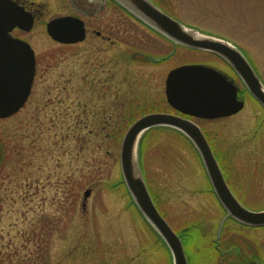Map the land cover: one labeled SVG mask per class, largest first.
Masks as SVG:
<instances>
[{"label":"rangeland","instance_id":"rangeland-1","mask_svg":"<svg viewBox=\"0 0 264 264\" xmlns=\"http://www.w3.org/2000/svg\"><path fill=\"white\" fill-rule=\"evenodd\" d=\"M152 1L184 25L241 49L264 82V0ZM122 25L124 43L133 41L134 47L155 53L170 50L144 23L125 13ZM19 35L42 46L49 40L37 28ZM126 44L122 126L106 130L77 127L74 140L67 138L66 126L52 133L47 126L40 128L30 120L41 98L43 83L39 80L33 107L0 121L5 152L0 164V264H172L163 240L132 204L121 175V139L130 122L150 109H144L148 102L156 108L167 103L164 79L170 68L202 64L225 73L227 67L210 51L172 42V58L161 79L155 75L152 87H138L136 93L128 90L129 85L133 80L138 83L136 78L145 71L130 65L133 47ZM234 79L245 91L241 96L245 108L232 117L196 122L236 197L252 210H263L264 109L244 83ZM146 89L153 93L139 95L146 94ZM111 105L108 102L109 109ZM115 111L107 114L115 118ZM75 113L80 120L81 111ZM148 141L143 151L144 177L147 182L149 177L162 215L171 220L179 235L187 226L203 229L198 237L207 250L215 247L216 237L223 242L226 230L234 225L217 208L201 172L204 167L191 145L169 128L152 130ZM87 190L92 193L85 199ZM241 226L235 228L252 239L247 241L249 247L264 254V227ZM207 255L208 251L199 257L198 264H209Z\"/></svg>","mask_w":264,"mask_h":264},{"label":"flooded vegetation","instance_id":"flooded-vegetation-1","mask_svg":"<svg viewBox=\"0 0 264 264\" xmlns=\"http://www.w3.org/2000/svg\"><path fill=\"white\" fill-rule=\"evenodd\" d=\"M11 1L32 17L33 26L31 30L16 26L10 32V35L21 39L29 45V52L27 50L26 53L34 55L35 59L34 78L30 94L22 108L14 115L24 110L28 111L33 107L30 105L35 91V83L39 80L43 83L41 98L37 104H35L36 111L34 115H31L30 120L31 122L37 123L40 128L47 126V131L52 133L53 131L56 132V129L60 126H62V128H65L66 126V128L69 129L67 138L74 140L77 134H75V130L73 132V129H76L77 127L84 129L93 127L106 130L109 127L118 128L122 126V113L124 110L123 47L126 44L123 40L122 18L124 13L133 19L136 18L130 15L131 13L128 10H125L122 5L115 0ZM109 4L112 8H108ZM166 12L171 15L168 11ZM63 17L70 18L72 21L77 22L78 25L82 24L84 32L83 40L66 43L55 40L49 34L48 24L57 18ZM136 20L139 21L138 19ZM145 26L148 30H151L152 34H156V36L162 39L165 46L170 47V50L164 53H155L147 49L140 50L137 47H134L133 41L127 42L126 45H131L130 47H133V50L129 55L131 60L130 65L138 66V68L142 67L145 71L143 73L144 76L136 78L138 83H135V80H133L129 85L128 90L136 93H139L137 89L138 87H140L139 90L144 86H146L147 89L152 87L155 75L158 79L162 77L164 67L170 64L172 58V41L153 30L150 26ZM34 28L45 32L48 36L49 40H45L43 43L44 46L19 35H27L32 32ZM2 53V50H0V57L2 56ZM213 56H216L223 61L228 72L224 71L227 73L226 75L230 80L235 81L234 77L241 80L240 76L228 63L216 54H213ZM171 70L172 69L170 68L165 75V88L166 80ZM130 73L131 72L128 71V74ZM147 89L144 90L146 94L139 95L146 96L153 93L152 89H149L148 91ZM243 91L244 90L240 88L239 94L242 97ZM109 96H115L116 99L112 101V99L108 98ZM108 102L111 103V107L116 110L115 118L112 114H107L109 110L114 111V109L108 108ZM133 102H135V100H133ZM162 106L163 107L156 108L155 103L148 102V105H146L144 109L149 107L150 109L146 111L144 110L143 113L130 122L128 127L141 116L155 112L176 114L194 121L203 120L176 111L168 102ZM76 109L81 111L82 116L80 120H77L78 116L75 113ZM14 115L0 118V121L9 119ZM25 124L27 123L25 122ZM1 143L0 140V164L5 155ZM142 165L145 170L144 160ZM201 172L206 178L208 184L207 189H209L217 208L227 215L225 208L220 203L212 186L209 184L206 172L203 170ZM147 178L148 184L151 187L149 177L147 176ZM229 186L232 189L230 184ZM167 220L170 223L171 220L169 218H167ZM228 220H230L234 226L230 225L229 228L227 227L228 229L226 230L223 242L222 239L216 237L214 239L215 247L211 249L209 248L210 250L203 248L201 238H199L203 229H200L199 226H187L181 230L180 237L185 247L188 264H198L199 257L202 258L203 254H207V251L208 255L206 258H208L206 259V262L209 264H264L263 252L259 249H256V251L252 250L248 245L249 242H247L251 238L235 228L242 227L241 225L243 224L236 222L231 217H228L227 221ZM194 228L197 230L196 234ZM248 228L251 229L252 227ZM252 229L257 230V228ZM235 235H239L242 238L238 240L239 238H235ZM193 236H195V241L192 242ZM161 240L162 239L160 238V241ZM162 242V244L166 246L165 242ZM254 242L256 243V241ZM222 245L224 248L227 247L224 249L222 248Z\"/></svg>","mask_w":264,"mask_h":264},{"label":"water","instance_id":"water-1","mask_svg":"<svg viewBox=\"0 0 264 264\" xmlns=\"http://www.w3.org/2000/svg\"><path fill=\"white\" fill-rule=\"evenodd\" d=\"M115 1L174 43L218 54L237 72L264 108V83L238 47L184 25L151 0ZM16 26L30 30L33 19L11 0H0V50L3 52L0 57V118L9 117L22 108L34 78V55L26 53L30 46L10 35ZM48 32L55 40L66 43L84 39L82 24L78 25L68 17L51 21ZM238 90L232 80L215 68L183 65L169 74L166 94L170 105L179 112L197 118L216 119L237 114L245 107V102L238 97ZM157 126L175 128L194 143L214 191L227 211L226 218L232 217L248 226H264V209H249L235 196L205 133L195 121L171 113L144 115L130 126L123 138L120 152L122 175L137 207L170 248L174 264H188L185 248L180 236L157 208L139 159L143 134ZM90 194L91 190H87L85 199Z\"/></svg>","mask_w":264,"mask_h":264},{"label":"trees","instance_id":"trees-1","mask_svg":"<svg viewBox=\"0 0 264 264\" xmlns=\"http://www.w3.org/2000/svg\"><path fill=\"white\" fill-rule=\"evenodd\" d=\"M164 128H167V127H164ZM171 131H174L175 133H178V134H180L181 136H183L187 141H188V143L191 145V148L196 152H194V151H192L194 154H196L197 155V157L199 158V160H200V162H201V165L203 166V162H202V160H201V157H200V155H199V153H198V151H197V149L195 148V146L193 145V143L191 142V140L189 139V138H187L184 134H182L181 132H179V131H177V130H175V129H173V128H169ZM152 130H154V129H152ZM152 130H150L149 132H147V134L143 137V140H142V142H141V151H140V156H141V160H142V164H143V151H144V147H145V145H149L150 144V142L148 141V138H149V135H150V132H152ZM204 167V166H203ZM210 184V183H209ZM151 192H152V195H153V197H154V199H155V201L156 202H158V199L155 197V194H154V192L151 190ZM159 203V202H158ZM132 204L133 205H135L133 202H132ZM135 207H136V209H137V211L141 214V216L144 218V216L142 215V213L139 211V209L137 208V206L135 205ZM146 220V219H145ZM147 221V220H146ZM147 223H148V221H147ZM149 224V223H148ZM150 225V224H149ZM195 229V228H194ZM194 232H197V230L195 229V231ZM193 241H195V236H193V240H192V242Z\"/></svg>","mask_w":264,"mask_h":264}]
</instances>
